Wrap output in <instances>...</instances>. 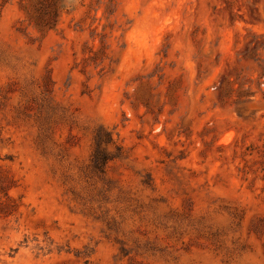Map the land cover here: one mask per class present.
<instances>
[{"label": "rangeland", "instance_id": "rangeland-1", "mask_svg": "<svg viewBox=\"0 0 264 264\" xmlns=\"http://www.w3.org/2000/svg\"><path fill=\"white\" fill-rule=\"evenodd\" d=\"M0 264H264V0H0Z\"/></svg>", "mask_w": 264, "mask_h": 264}]
</instances>
